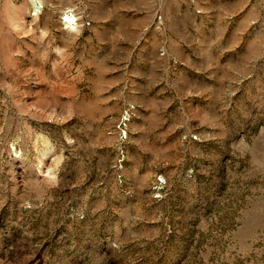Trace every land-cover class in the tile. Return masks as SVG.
<instances>
[{
    "label": "rangeland",
    "instance_id": "obj_1",
    "mask_svg": "<svg viewBox=\"0 0 264 264\" xmlns=\"http://www.w3.org/2000/svg\"><path fill=\"white\" fill-rule=\"evenodd\" d=\"M0 264H264V0H0Z\"/></svg>",
    "mask_w": 264,
    "mask_h": 264
},
{
    "label": "clouds",
    "instance_id": "obj_2",
    "mask_svg": "<svg viewBox=\"0 0 264 264\" xmlns=\"http://www.w3.org/2000/svg\"><path fill=\"white\" fill-rule=\"evenodd\" d=\"M76 19L77 18L73 16L71 10H69L67 16H65V20L67 21L66 27H68L73 32L77 30Z\"/></svg>",
    "mask_w": 264,
    "mask_h": 264
}]
</instances>
